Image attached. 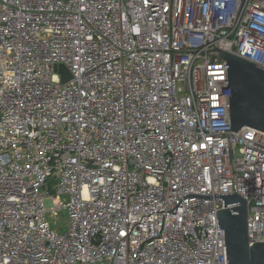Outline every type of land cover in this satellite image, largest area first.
<instances>
[{
  "label": "built area",
  "instance_id": "2783aa9c",
  "mask_svg": "<svg viewBox=\"0 0 264 264\" xmlns=\"http://www.w3.org/2000/svg\"><path fill=\"white\" fill-rule=\"evenodd\" d=\"M213 50L264 71V0H0V264H227V194L264 243Z\"/></svg>",
  "mask_w": 264,
  "mask_h": 264
},
{
  "label": "water",
  "instance_id": "95a60500",
  "mask_svg": "<svg viewBox=\"0 0 264 264\" xmlns=\"http://www.w3.org/2000/svg\"><path fill=\"white\" fill-rule=\"evenodd\" d=\"M209 54L226 62L230 131L251 128L264 133V71L229 53ZM59 74L62 83L71 79L62 65ZM219 200L223 209L216 211V224L224 232L227 264H264V243L250 245L247 238L245 201L235 194L219 195Z\"/></svg>",
  "mask_w": 264,
  "mask_h": 264
},
{
  "label": "rangeland",
  "instance_id": "374dc122",
  "mask_svg": "<svg viewBox=\"0 0 264 264\" xmlns=\"http://www.w3.org/2000/svg\"><path fill=\"white\" fill-rule=\"evenodd\" d=\"M50 190H51V193L54 192L53 189H52V186H51ZM51 207H52L51 200H45V208L46 209H50ZM64 217H65L64 213H61V216H59L58 219H57L58 222H60V223L65 222Z\"/></svg>",
  "mask_w": 264,
  "mask_h": 264
}]
</instances>
